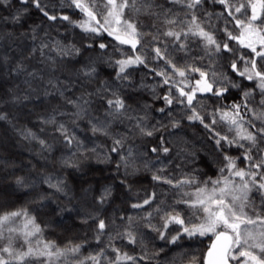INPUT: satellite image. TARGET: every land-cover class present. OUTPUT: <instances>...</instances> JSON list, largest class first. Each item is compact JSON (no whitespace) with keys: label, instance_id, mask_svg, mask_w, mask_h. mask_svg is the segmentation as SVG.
<instances>
[{"label":"snow or ice","instance_id":"snow-or-ice-1","mask_svg":"<svg viewBox=\"0 0 264 264\" xmlns=\"http://www.w3.org/2000/svg\"><path fill=\"white\" fill-rule=\"evenodd\" d=\"M68 6L81 18L52 0H0L5 24L23 26L36 10L54 26L80 29L65 43L48 31L41 38L40 26L31 25L33 44L9 69L28 77L27 88L22 96L5 92L0 102L50 97L39 117L46 136L31 129L21 135L39 141L53 169L78 170L94 157L114 163L117 173L123 169L120 182L129 191V177L150 172L151 191L131 203L133 211L121 206L108 214L111 185L98 193L81 188L77 196L67 175L48 173L40 181L53 191L41 190L32 203L43 207L63 197L59 212L91 221L95 244L57 243L27 207L4 210L0 264H177L169 245L180 249L179 264H264V0H70ZM32 59L42 67L24 63ZM105 64L114 78L101 80ZM136 72L143 75L135 79ZM188 129L203 130L199 141ZM17 184L27 186L23 177Z\"/></svg>","mask_w":264,"mask_h":264},{"label":"trees","instance_id":"trees-1","mask_svg":"<svg viewBox=\"0 0 264 264\" xmlns=\"http://www.w3.org/2000/svg\"><path fill=\"white\" fill-rule=\"evenodd\" d=\"M52 2L63 4L62 10L72 16L73 19L81 18L82 14L79 13V10L68 6L70 0H52ZM60 10L59 8L57 9V11ZM3 15H7V13H3ZM146 22L150 23L147 20ZM21 23L23 26L19 24L13 25L12 23L5 24L3 21H0V61H3L5 55L12 58L8 65L0 63V95H3L5 92L9 94L17 92L22 96L24 90L27 88L24 81L28 77L24 74L17 75L15 72H10L9 69L14 66V61L22 60L27 56L29 46L33 44V41L29 38L31 25L40 26L42 30L39 36L41 38L44 37V31H48L52 38H59L64 40L65 43L72 40L74 33H80L79 28L73 29L67 22L54 26V22L48 21L36 10H32L30 15ZM10 31H14V36L5 38V34ZM76 39L78 40L79 36ZM104 39L108 41L112 38L105 34ZM109 51L111 52V48ZM113 55L119 58L120 54L113 53ZM24 63L26 65L30 64V67L33 68L42 67L36 59H32L31 61L24 60ZM77 67H80V65H77ZM114 73L115 69L105 64L102 68L101 80L107 78L109 74H112L114 78ZM141 75H143L142 72H136L134 73V78L139 79ZM148 82H152L151 76L148 77ZM17 85L19 86L18 89L16 88ZM78 88L79 84L77 83L74 85L72 91ZM68 94L71 95L72 93L69 92ZM76 95H79L78 91ZM142 95L149 103H154L155 107L161 106L159 102L152 100L147 89L142 90ZM49 100L50 97H45L42 93L39 98L34 93L27 101L21 100L17 103L0 102V113L8 114L7 120L0 119V212L27 207L37 216L38 222L49 225L45 229L46 238L54 239L57 243L61 244L66 243L68 240L79 242L80 240L88 238L90 243L94 245L95 241L91 240L93 234L92 229L89 227L91 221L88 224L83 223L79 219L76 211L59 212L57 204L67 203L63 197L60 200H57L55 197H50L43 202V207L39 203H32V200L41 190L49 193L53 191L48 188L47 184L41 183L40 177L48 173H52L54 176L59 175L61 178L67 175L69 187L74 189L77 196L80 195L81 188L91 186L98 193L102 186L111 185L113 188V200L110 204L105 205L107 213L111 214L114 209L121 206L128 211H133L131 209V203L142 198L146 189L151 191L153 183L151 181V173L143 171L137 176L129 177L128 183L132 184V190L129 191L127 186L120 182L123 169H121V173H117L114 163H100L94 157L92 159L82 160L81 168L78 170L67 169L61 171L58 165L56 169H53L48 159L50 154L41 151L39 141L31 137L25 139L21 135V130L31 129L42 138L46 136V133L40 131L43 125L39 117L46 113ZM156 115L158 118L159 114L157 113ZM202 131V129H188L190 138L196 141H199ZM78 135L82 138L85 136L92 137L90 131L78 130ZM56 155L59 156V153ZM17 177L25 178L27 186H19L17 184ZM33 180H35V183H33ZM122 201L127 202L122 204ZM72 204L76 205L78 201L73 200ZM117 243L119 244L120 241H117ZM155 243L160 245L162 242L157 240ZM183 243L186 247L196 246L194 241L185 240ZM88 246L86 244L84 247L88 248ZM168 247L171 249L168 252V257L172 258L176 256L177 264H179L178 253L180 249L172 245ZM135 251L138 253L140 251L139 247H136ZM161 256L163 257L164 254L162 253Z\"/></svg>","mask_w":264,"mask_h":264}]
</instances>
